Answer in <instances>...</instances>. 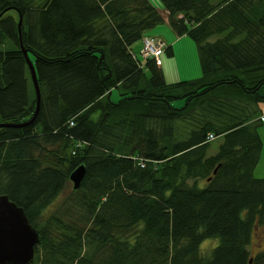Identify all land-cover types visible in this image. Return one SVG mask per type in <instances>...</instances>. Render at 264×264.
Returning a JSON list of instances; mask_svg holds the SVG:
<instances>
[{
	"label": "trees",
	"instance_id": "1",
	"mask_svg": "<svg viewBox=\"0 0 264 264\" xmlns=\"http://www.w3.org/2000/svg\"><path fill=\"white\" fill-rule=\"evenodd\" d=\"M159 1L0 0V122H25L0 126V194L39 230L29 264H264V0ZM164 22L200 75L133 51Z\"/></svg>",
	"mask_w": 264,
	"mask_h": 264
},
{
	"label": "rangeland",
	"instance_id": "2",
	"mask_svg": "<svg viewBox=\"0 0 264 264\" xmlns=\"http://www.w3.org/2000/svg\"><path fill=\"white\" fill-rule=\"evenodd\" d=\"M150 33H154L156 42H165V44H171L174 49V53L172 55H167L165 52L161 56L164 59L163 69L165 71V75L169 80H177L182 78H191L201 74V69L199 66L198 55L196 44L194 40L188 35H180L177 36L171 30V28L166 24H158L153 28L148 30ZM148 36V33L143 35V39ZM162 38V40H161ZM157 44V43H155ZM141 42L137 41L132 44V49L135 53L138 54L139 57L142 58V54L140 52ZM143 50V47H142ZM112 99H118V90L112 89L111 93ZM182 100H177L175 104H181ZM261 113L264 115V102L260 104ZM258 132L262 139V150L260 154V158L255 166L254 175L258 177H264V121L258 126ZM220 141V137L212 140L211 145L209 147V151H215L218 142ZM72 188V181L69 180L65 190L55 199V202L49 206V208L45 211L47 215L54 206L60 204V200L63 196ZM218 242L217 238H206L201 242V249L204 252H208L210 248ZM260 249H264V217L263 221L256 225L255 231L252 234L251 242L249 243V250L251 254L259 251Z\"/></svg>",
	"mask_w": 264,
	"mask_h": 264
},
{
	"label": "water",
	"instance_id": "3",
	"mask_svg": "<svg viewBox=\"0 0 264 264\" xmlns=\"http://www.w3.org/2000/svg\"><path fill=\"white\" fill-rule=\"evenodd\" d=\"M23 51L27 58L37 96L35 115L39 107L40 90L34 65L27 57L26 50L23 49ZM24 123L0 122V126ZM84 172V164H79L71 171L69 178L73 188L80 185ZM38 241L39 230L29 221L23 207L11 200L7 194H0V264H29L34 258L35 245Z\"/></svg>",
	"mask_w": 264,
	"mask_h": 264
},
{
	"label": "built area",
	"instance_id": "4",
	"mask_svg": "<svg viewBox=\"0 0 264 264\" xmlns=\"http://www.w3.org/2000/svg\"><path fill=\"white\" fill-rule=\"evenodd\" d=\"M156 38L145 37L143 39V50L141 48V53L144 57L154 56L157 61H160L159 56L163 49V42H156ZM157 43V44H155Z\"/></svg>",
	"mask_w": 264,
	"mask_h": 264
},
{
	"label": "crops",
	"instance_id": "5",
	"mask_svg": "<svg viewBox=\"0 0 264 264\" xmlns=\"http://www.w3.org/2000/svg\"><path fill=\"white\" fill-rule=\"evenodd\" d=\"M153 1V3L156 5V6H158L160 9H161V11L163 12V14L165 15V10L163 9V7H162V5H161V2L159 1V0H152ZM164 23H166V22H164ZM163 23V24H164ZM167 24V23H166ZM163 63H164V59L162 60V62H161V64H162V67H163ZM164 68V67H163Z\"/></svg>",
	"mask_w": 264,
	"mask_h": 264
}]
</instances>
